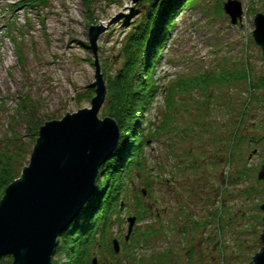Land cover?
<instances>
[{
    "label": "rangeland",
    "instance_id": "1",
    "mask_svg": "<svg viewBox=\"0 0 264 264\" xmlns=\"http://www.w3.org/2000/svg\"><path fill=\"white\" fill-rule=\"evenodd\" d=\"M15 1L19 0H0V136L7 139L17 132L26 141L30 136L26 117L44 122L60 118L68 111L90 106L91 99L87 94L95 79V65L94 54L87 46L91 23L82 0H49L46 5L16 4ZM224 1L190 0L177 14L175 27L155 66L157 78L169 75L163 78L161 91L153 97L144 116V124L149 119L155 120L153 128L160 122L168 125L160 130L162 133L156 128L159 135L148 138L145 169L139 170L133 165L127 175V190L121 197L125 202L122 200L117 218L107 231V242L102 247L95 244L91 254V258L97 257L94 264H114L117 260L124 262L128 259V249L136 245L142 264H154L160 258L159 253L169 250V247L172 252L168 257L170 261L175 259L182 264H216L220 261L214 241L207 236L208 233L214 235L217 225H211L207 230L200 228L193 240L181 239L182 234L177 227L161 235H142L159 218L168 220L176 216L178 205L172 202L176 196L170 199L173 194L167 192L166 179L175 178L177 174L181 176L178 169L186 167L194 159L202 164L204 162L201 172L206 173L212 185H223V191L210 188L211 207L217 208L221 205L218 200L223 199L227 205H232V213H243L239 221V225L243 224L241 228L234 231L230 223L227 232H221L230 244L226 253L228 264L233 261L236 235L240 238L251 235L250 232H243L248 228L246 222L252 217L249 214L253 212L264 216L261 206L255 208V204L260 202L261 205L264 198V178L260 176L264 163V138L259 141L251 139L253 135L259 137L264 134L260 125L264 121V101L253 97L241 115L250 91L246 82L233 79L224 84L215 83L207 90L213 94L215 90L221 91V101L217 106L212 104L209 109H199L197 101L207 100V96L196 89L191 91L194 94L191 97V92H178L177 98L181 101H174L175 107L166 109L165 106L169 81L184 77L182 75L190 77L198 70L221 74L226 69L240 68L247 59L255 75L264 73V49L255 41L253 34L254 18L257 13L264 12V0H242L244 13L237 23L231 22L224 10ZM141 2L137 4L141 5ZM134 5L130 0H97L93 4L92 17L97 20L96 23L104 20L102 22L107 24L98 38L100 64L101 60H107L105 62L111 66L118 64L114 62V54L127 28L123 24L125 17L128 16L126 20L130 21L140 14V8ZM22 96H26L28 106L19 109L18 102ZM194 97L197 99L195 103ZM170 111L171 119L163 120ZM203 113H206V119L201 118ZM99 115L102 116L100 111ZM237 119L240 120L238 127ZM234 131L237 132L235 145L230 141ZM239 163H245L247 174L231 181ZM212 176L218 177V180L212 181ZM215 189L220 193H216ZM240 200L244 211L238 209L240 205H233ZM146 205L150 207V212L148 209L143 211ZM209 209H212L209 205L206 208L196 205V218H211L207 213ZM137 211L143 216L136 219L133 227L137 230L136 240L128 242V239L126 242L127 217L136 215ZM212 218L216 219L214 214ZM221 222L224 223L223 218ZM182 225L178 226L181 228ZM114 237H120L118 252L112 251ZM142 244L143 248H140ZM55 255L54 251L52 257Z\"/></svg>",
    "mask_w": 264,
    "mask_h": 264
},
{
    "label": "trees",
    "instance_id": "2",
    "mask_svg": "<svg viewBox=\"0 0 264 264\" xmlns=\"http://www.w3.org/2000/svg\"><path fill=\"white\" fill-rule=\"evenodd\" d=\"M82 1L88 12L89 22L96 23L97 20L92 17V6L97 0ZM189 1L143 0L141 5L136 3L134 6L140 8V14H137L130 21L126 20L127 16L123 22L127 28L124 29L120 45L114 54V62H118V64L111 66L105 62L107 60H101L107 94L100 113L102 116L110 115L117 120L120 127L119 141L113 152L101 164L92 194L71 224L58 236L55 248L56 255L52 257V264H94L93 258H91L94 246L97 244L98 247H102L107 242V231L115 222L122 207L124 198L121 197L123 192L127 190V175L132 171L133 165H135L136 169H145V145L148 138L159 135V133H162V131L160 132L161 129L167 128L168 124L165 126L162 122L153 128L154 119H149L144 124V116L146 110L150 107L153 97L160 93L163 78L169 75L164 74L162 77L157 78L155 76V66L162 54L164 45L169 41L171 32L175 27L177 14L186 7ZM27 2L36 5H46L49 0H19L16 1V4H26ZM182 76L184 77L169 81L168 87L170 91L168 90L169 94L166 91V109L175 107L174 101L176 103L181 101L179 97L177 98L178 92L184 91L186 93L194 89L207 96V100L198 101L194 97V103L197 101L199 109H202L200 107L209 109L208 107L212 104L217 106L218 102L221 101L219 99V92L221 91L215 90L214 94L211 92L210 94L207 90L215 83L224 84L231 82L233 79L246 82L248 91H250V96L244 103L245 107L241 110V115L244 114L243 111L250 105L253 97L258 101H264V73L255 75L248 59L245 60V64L240 68L230 71L226 69L221 74H217L214 71L202 72L198 70L197 73L192 74L190 77L188 75ZM255 92L256 94H254ZM94 94V87L91 86L87 96L91 99ZM191 96H194V94H190ZM27 101L26 96H22L18 102L19 109L24 105L26 108L28 106ZM171 116L172 113L170 111L168 115L164 116L163 120L167 121V119H171ZM201 118L206 119V113H203ZM25 121L28 123L27 128L30 127L29 140H22V137L17 132L7 139L0 136V198L4 194L6 186L19 176L22 167L28 163L33 148L31 144L34 145L39 126L43 123L42 120L33 117L31 119L26 117ZM239 121L237 119L236 127L239 126ZM235 123L233 121L232 125L235 126ZM203 124L206 125V122L203 121ZM260 125L261 131H264V121ZM156 128L159 129V133ZM236 133L234 131L233 139L230 140L233 145H235ZM262 138H264V134L259 135V137L254 135L251 137L253 141H259ZM200 162L198 159H194L186 167L178 169L181 176L177 174L175 178L166 179L169 187L167 192L173 194V196L169 194L170 199L176 196L172 202L178 205V213L168 220L159 218L157 223H151L149 229L147 231L144 230L142 235H161L177 227V230L182 234L181 239L193 240L194 234L198 233L200 228L207 230L211 225H217L214 235L211 236L213 233H208L207 236L209 240L214 241L220 256V261L216 262V264H228L226 253L229 251L230 244L228 239L222 237L221 232L225 234V231L227 232L229 229L230 223H232L234 231L241 228L243 224L239 225V221L243 213H232V205H227V202L223 199L218 200L221 205L217 208L211 207L213 206V201L210 199V188L221 190L223 185L220 187H217L218 185L216 184L212 185L209 178L206 177V173L201 172L204 162L203 164ZM240 164L242 163L236 165L237 171H234L235 174L231 181L246 176L245 163L238 167ZM227 179H230V177ZM217 180L218 177L212 176V181ZM221 182H223V175ZM225 188L226 185L224 190ZM218 189H215L216 193H220ZM217 199L215 200L217 201ZM263 201L264 198L261 203ZM259 204L260 202L255 204L256 209L259 208ZM196 205H204L205 208L206 205H209L212 209H209L207 213H209L211 218H196V213L194 212ZM233 205H240L238 209L245 210L242 207L241 200ZM147 206H145L143 211L148 209L150 212V207ZM139 211L136 214L137 219L143 216ZM212 214H214L215 220L212 218ZM156 215L158 213L155 214V217ZM251 215L252 217H249V221L246 222L248 228L243 230V232H250L251 235L243 238L236 235V243L233 247L234 257L231 264H248L252 261L254 254L262 247L263 241L260 233L264 227V216L262 217L259 213L255 214L253 212L249 214V216ZM221 218L224 219V223L221 222ZM180 223L183 224L181 228L178 226ZM258 224L259 227H262L261 229ZM135 233L137 234V230L134 228L129 235L131 238H128L130 239L128 242L131 239H135ZM130 245L132 244L130 243ZM140 248H143V244ZM112 251L114 252V249ZM128 251L127 260H124V262L117 260L114 264H142L140 263L141 255L137 250V245L131 249L129 248ZM190 251L191 253L194 252L193 250ZM170 253L172 254L171 247H169V250L161 251L159 260H155L154 264H179L180 262L175 259L170 261L168 258ZM62 255H64V259H61ZM12 262L13 257L11 254L0 255V264H12Z\"/></svg>",
    "mask_w": 264,
    "mask_h": 264
},
{
    "label": "water",
    "instance_id": "3",
    "mask_svg": "<svg viewBox=\"0 0 264 264\" xmlns=\"http://www.w3.org/2000/svg\"><path fill=\"white\" fill-rule=\"evenodd\" d=\"M130 1L136 4L142 0ZM224 10L232 23L241 21L242 0H225ZM254 24V39L264 49V12L256 14ZM106 28L102 21L88 28L87 46L94 54L95 65L91 83L95 94L90 106L47 119L39 126L28 163L0 198V255L11 254L12 264H52L58 236L79 214L93 192L101 164L118 144L117 120L99 115L107 86L98 59V38ZM260 176L264 178V163ZM260 206L264 211V201ZM136 219V215L127 217L126 239ZM261 239L262 247L248 264H264V229ZM112 241L118 252L119 239L114 237Z\"/></svg>",
    "mask_w": 264,
    "mask_h": 264
},
{
    "label": "flooded vegetation",
    "instance_id": "4",
    "mask_svg": "<svg viewBox=\"0 0 264 264\" xmlns=\"http://www.w3.org/2000/svg\"><path fill=\"white\" fill-rule=\"evenodd\" d=\"M163 210H164V208H163ZM117 238H118V237H117ZM124 238L126 239V237H124ZM128 238H129V237H128ZM128 238H127V239H128ZM118 239H119V241H120V237H119ZM127 239H126V240H127ZM120 247H121V243H120Z\"/></svg>",
    "mask_w": 264,
    "mask_h": 264
},
{
    "label": "built area",
    "instance_id": "5",
    "mask_svg": "<svg viewBox=\"0 0 264 264\" xmlns=\"http://www.w3.org/2000/svg\"><path fill=\"white\" fill-rule=\"evenodd\" d=\"M163 73H164V70H163ZM164 75V74H163Z\"/></svg>",
    "mask_w": 264,
    "mask_h": 264
},
{
    "label": "bare ground",
    "instance_id": "6",
    "mask_svg": "<svg viewBox=\"0 0 264 264\" xmlns=\"http://www.w3.org/2000/svg\"><path fill=\"white\" fill-rule=\"evenodd\" d=\"M102 21H104V20H102Z\"/></svg>",
    "mask_w": 264,
    "mask_h": 264
}]
</instances>
